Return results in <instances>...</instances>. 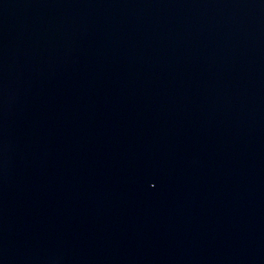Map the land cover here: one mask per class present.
<instances>
[{"label": "water", "instance_id": "95a60500", "mask_svg": "<svg viewBox=\"0 0 264 264\" xmlns=\"http://www.w3.org/2000/svg\"><path fill=\"white\" fill-rule=\"evenodd\" d=\"M0 264H264V0H0Z\"/></svg>", "mask_w": 264, "mask_h": 264}]
</instances>
